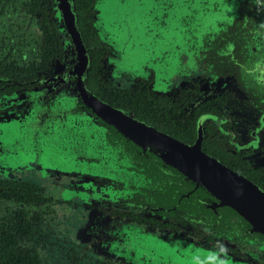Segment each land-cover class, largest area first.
<instances>
[{"label": "flooded vegetation", "instance_id": "1", "mask_svg": "<svg viewBox=\"0 0 264 264\" xmlns=\"http://www.w3.org/2000/svg\"><path fill=\"white\" fill-rule=\"evenodd\" d=\"M71 3L0 21L22 70L0 78V181L38 192L8 203L26 250L57 232L77 264H264V0Z\"/></svg>", "mask_w": 264, "mask_h": 264}, {"label": "trees", "instance_id": "2", "mask_svg": "<svg viewBox=\"0 0 264 264\" xmlns=\"http://www.w3.org/2000/svg\"><path fill=\"white\" fill-rule=\"evenodd\" d=\"M48 0H0V21L6 23L9 18L17 15L18 23L32 26L31 19L38 18L48 27ZM4 27V26H2ZM50 27V26H49ZM0 31V78L13 77L22 70L15 65L11 57L12 47ZM47 39L52 40V33L46 31ZM34 186L15 181H0V264H43L41 257L34 251L23 248L25 230L27 228L26 212L21 207H11L8 203L19 205L25 202L26 196L36 199L38 192ZM74 264L78 260H72ZM72 263V264H73Z\"/></svg>", "mask_w": 264, "mask_h": 264}, {"label": "rangeland", "instance_id": "3", "mask_svg": "<svg viewBox=\"0 0 264 264\" xmlns=\"http://www.w3.org/2000/svg\"><path fill=\"white\" fill-rule=\"evenodd\" d=\"M4 35V34H3ZM56 215H59V218L63 220V210H58L54 212ZM56 227L58 230L62 231L64 227H62L60 224H56ZM63 232V231H62ZM60 236V240L57 238H53L49 242H42V244H37V247L35 245V236L31 238V241L29 243V247L32 248L35 246L36 248H33L36 252H39V255L41 257V262L43 264H72V260L66 259L67 253H68V246H70L67 242V238H65L63 235H57ZM40 238H42V235H39ZM25 248L26 246L23 244L22 246ZM26 249V248H25ZM90 261H84L82 264H88ZM93 264V263H91Z\"/></svg>", "mask_w": 264, "mask_h": 264}, {"label": "water", "instance_id": "4", "mask_svg": "<svg viewBox=\"0 0 264 264\" xmlns=\"http://www.w3.org/2000/svg\"><path fill=\"white\" fill-rule=\"evenodd\" d=\"M60 6H61V9L63 10L64 12V15H65V18H68L69 16H71L72 14V3H71V0H58ZM72 17H73V14H72ZM80 46H81V41H80ZM254 68L256 69V71H258L256 65H254ZM184 150H187V149H184ZM193 150V149H192ZM197 154H199L201 156V159H199L201 162H209L211 163V158L204 155L203 153L199 152V151H196ZM220 173L222 175H224L225 177L229 178L230 180L232 179H238V181L240 182V179L239 177H237L233 172H231L230 170H227L225 169L222 165H221V168H220ZM245 181V180H244ZM241 183V182H240ZM244 185H246L245 182H243ZM246 187H249V186H246ZM255 191V194L256 195H260L259 191L257 190H254ZM259 192V193H258ZM264 201V200H263Z\"/></svg>", "mask_w": 264, "mask_h": 264}]
</instances>
